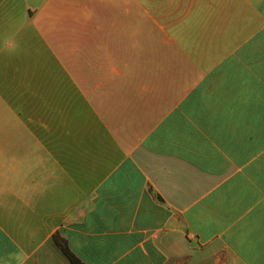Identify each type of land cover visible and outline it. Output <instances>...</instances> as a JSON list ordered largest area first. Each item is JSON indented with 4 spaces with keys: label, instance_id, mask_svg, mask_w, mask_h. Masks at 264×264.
Masks as SVG:
<instances>
[{
    "label": "crops",
    "instance_id": "crops-1",
    "mask_svg": "<svg viewBox=\"0 0 264 264\" xmlns=\"http://www.w3.org/2000/svg\"><path fill=\"white\" fill-rule=\"evenodd\" d=\"M84 8L0 0V264H264V0Z\"/></svg>",
    "mask_w": 264,
    "mask_h": 264
},
{
    "label": "rangeland",
    "instance_id": "rangeland-1",
    "mask_svg": "<svg viewBox=\"0 0 264 264\" xmlns=\"http://www.w3.org/2000/svg\"><path fill=\"white\" fill-rule=\"evenodd\" d=\"M48 1L53 2L59 0H12L14 16H18L19 13L21 14L20 10H23V6L25 4H27L30 7H38ZM65 1L68 2V5L70 4L71 7L72 5L76 6L79 13H84V9H85L84 7H88V5L95 4L97 0H65Z\"/></svg>",
    "mask_w": 264,
    "mask_h": 264
},
{
    "label": "trees",
    "instance_id": "trees-1",
    "mask_svg": "<svg viewBox=\"0 0 264 264\" xmlns=\"http://www.w3.org/2000/svg\"><path fill=\"white\" fill-rule=\"evenodd\" d=\"M62 249H63V251H64V253L66 254V256L69 258V260H70V262L72 263V264H81L73 255H72V253L70 252V251H68L66 248H64L63 246H62Z\"/></svg>",
    "mask_w": 264,
    "mask_h": 264
}]
</instances>
